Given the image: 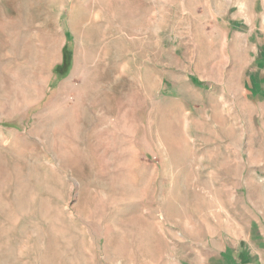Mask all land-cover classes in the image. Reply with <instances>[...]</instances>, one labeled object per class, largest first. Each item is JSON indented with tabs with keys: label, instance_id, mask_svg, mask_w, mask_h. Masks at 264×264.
Returning <instances> with one entry per match:
<instances>
[{
	"label": "rangeland",
	"instance_id": "obj_1",
	"mask_svg": "<svg viewBox=\"0 0 264 264\" xmlns=\"http://www.w3.org/2000/svg\"><path fill=\"white\" fill-rule=\"evenodd\" d=\"M263 57L264 0H0V264H264Z\"/></svg>",
	"mask_w": 264,
	"mask_h": 264
},
{
	"label": "crops",
	"instance_id": "obj_2",
	"mask_svg": "<svg viewBox=\"0 0 264 264\" xmlns=\"http://www.w3.org/2000/svg\"><path fill=\"white\" fill-rule=\"evenodd\" d=\"M257 61H262L263 62V68H256L250 75V79L248 81V88H249V92H251V96L252 98H254V102L257 104V107L260 108L259 111V121L262 125H264V57L261 59H257ZM258 169V168H256ZM259 169L261 172H264V165H260ZM258 185H260V187L263 189V196H264V179L263 180H258V182H256ZM255 184V183H254ZM251 189V188H250ZM262 210L264 211V207L262 208ZM260 234L262 236H264V232H260ZM251 237V233L248 235V238ZM244 248V252L246 253V249H251V244L248 243L247 245L243 246ZM241 249V248H240ZM220 250V249H219ZM241 252V251H240ZM238 253L241 255V253ZM250 253V252H249ZM257 253H260V251H257ZM221 255V257H223V259H227L230 263H231V255H237V250H235V248H233L230 245V242H226V244L224 245V249H221V251H217L215 252V255ZM250 262H247V264H252V258ZM257 261V260H256ZM232 264V263H231Z\"/></svg>",
	"mask_w": 264,
	"mask_h": 264
}]
</instances>
